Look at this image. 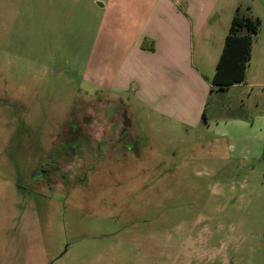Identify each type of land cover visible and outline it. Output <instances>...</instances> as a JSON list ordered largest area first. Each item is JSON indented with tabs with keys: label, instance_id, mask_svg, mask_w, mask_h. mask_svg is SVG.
I'll return each instance as SVG.
<instances>
[{
	"label": "rangeland",
	"instance_id": "obj_1",
	"mask_svg": "<svg viewBox=\"0 0 264 264\" xmlns=\"http://www.w3.org/2000/svg\"><path fill=\"white\" fill-rule=\"evenodd\" d=\"M93 8L0 0V264H264V140L223 123L260 89L213 93L208 127L152 114Z\"/></svg>",
	"mask_w": 264,
	"mask_h": 264
},
{
	"label": "crops",
	"instance_id": "obj_2",
	"mask_svg": "<svg viewBox=\"0 0 264 264\" xmlns=\"http://www.w3.org/2000/svg\"><path fill=\"white\" fill-rule=\"evenodd\" d=\"M92 5L101 18L100 32L114 36L113 44L124 54L116 74L120 76L125 68L122 86L127 89L130 81L136 83L139 89L134 94L152 114L199 129L209 126L205 107L213 93L243 88L250 97L260 89L264 104V40L259 39L264 0H92ZM237 10L258 19L260 26L252 37L244 81L217 90L212 78ZM114 84L109 88L118 89ZM263 113L223 123L250 132L255 129V139L263 141Z\"/></svg>",
	"mask_w": 264,
	"mask_h": 264
},
{
	"label": "trees",
	"instance_id": "obj_3",
	"mask_svg": "<svg viewBox=\"0 0 264 264\" xmlns=\"http://www.w3.org/2000/svg\"><path fill=\"white\" fill-rule=\"evenodd\" d=\"M260 26L258 19H252L237 10L234 14L220 57L217 61L212 78V85L217 90L242 83L245 79V69L250 57L252 37L257 34ZM60 163L56 157L49 154L38 165V174L33 182L49 176L59 169Z\"/></svg>",
	"mask_w": 264,
	"mask_h": 264
}]
</instances>
